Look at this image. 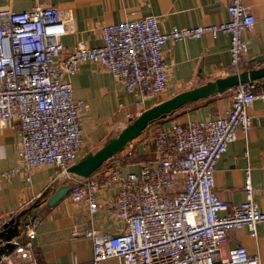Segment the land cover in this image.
Here are the masks:
<instances>
[{"label": "built area", "instance_id": "built-area-1", "mask_svg": "<svg viewBox=\"0 0 264 264\" xmlns=\"http://www.w3.org/2000/svg\"><path fill=\"white\" fill-rule=\"evenodd\" d=\"M227 11L229 17L219 22L169 29H162L156 14L125 18L101 26L100 45L80 40L68 49L61 37L73 29L69 9L53 4L21 10L1 7L0 128L17 122L18 155L27 177L38 166L55 165L70 176L68 167L82 157L83 117L72 77L84 61L106 67L128 92L143 100L167 87V41L227 33L231 67L240 73L249 47L245 32L256 18L244 0H230ZM257 87L256 80L237 84L224 114L159 127L149 156L132 160L131 148L70 186V198L86 201L91 211L100 204L99 190L117 187L103 201L123 222L119 231L78 224L71 229L73 236L93 240L92 264L111 256L127 264H262L260 256L243 244L226 253L222 248L229 229L246 227L254 233L264 221V209L253 197L250 169L245 175L246 199L231 209L215 191L214 174L238 129L252 127L250 103L261 97L264 108V84L260 92ZM140 112L137 107L135 114ZM134 164L137 169L125 170ZM37 222V216L25 220L29 244ZM31 264L56 263L41 259Z\"/></svg>", "mask_w": 264, "mask_h": 264}, {"label": "crops", "instance_id": "crops-1", "mask_svg": "<svg viewBox=\"0 0 264 264\" xmlns=\"http://www.w3.org/2000/svg\"><path fill=\"white\" fill-rule=\"evenodd\" d=\"M229 1L0 0V8L21 10L53 4L69 9L73 29L65 33L61 40L68 49H72L80 40H85L91 46L100 45L103 42L101 26L125 18L156 14L162 29H169L174 25L192 26L219 22L229 17ZM244 2L250 5L256 22L251 30L245 32L249 47L242 70L264 65V60L258 59L264 56V0ZM229 47L230 36L227 33H220L217 37L204 34L199 38L167 41L164 46L167 87L162 93L143 100L139 94L128 92L106 67L91 60L80 63L72 82L74 98L80 103L83 117L82 157L89 151L98 149L133 116H137V107L143 111L181 91L234 73ZM257 82L256 91L260 92L264 77ZM234 89L235 87L228 88L187 102L159 117L153 125L158 130L173 122L222 115L232 105ZM138 100L141 101L140 104H136ZM248 111L253 117L252 127L249 131L238 129L236 139L229 143L227 150L218 159L214 172L215 191L229 203L230 209L246 199L245 175L248 168L254 187V200L264 209V108L261 97H256L250 103ZM19 140L16 121L0 128V230L11 217L31 207L25 217H21L20 233L13 237V241L17 237L21 241L8 249L9 254L2 258L4 264H31L34 260L41 259L51 260L56 264H92L93 240L75 237L71 229L78 224L108 233L119 231L123 222L108 211L103 201L108 194L117 191V187L98 191L100 204L96 211H91L86 201L72 200L69 190L62 199L50 204L48 197L58 187L66 184L71 186L81 175L70 172L68 176V173L55 165L38 166L28 178L18 155ZM147 141L146 139L137 144L143 154H146L144 144ZM110 158L108 161L113 160ZM12 168L16 169L15 173L10 172ZM135 168H138L137 164L127 165L125 170ZM33 216L38 217V222L36 236L29 244L25 220ZM228 233V240L222 247L225 253L230 247L243 244L251 254L259 255L264 264V221L258 223L254 233L246 227L231 228ZM101 264L127 263L119 256H111Z\"/></svg>", "mask_w": 264, "mask_h": 264}, {"label": "water", "instance_id": "water-1", "mask_svg": "<svg viewBox=\"0 0 264 264\" xmlns=\"http://www.w3.org/2000/svg\"><path fill=\"white\" fill-rule=\"evenodd\" d=\"M258 59L264 60V56H260ZM262 77H264V65L257 68L242 70L240 73H231L224 77H218L213 81L201 84L192 89L181 91L168 99L154 104L141 111L132 121L126 124L117 135L110 138L98 149L89 151L78 161L69 166L68 171L81 176H89L106 160L122 149L129 140L143 131L153 120L165 116L167 113L174 111L187 102L235 87L241 82L256 80ZM69 188L70 186L68 184L58 187L48 197V202L54 204L62 199L67 194ZM30 208L31 207L23 209L3 224L0 230V264H4L2 258L9 254L8 249L12 246H16L17 243L13 241V237L18 236L20 233L21 216L25 212H28ZM16 239L18 241L21 240L19 237Z\"/></svg>", "mask_w": 264, "mask_h": 264}, {"label": "rangeland", "instance_id": "rangeland-1", "mask_svg": "<svg viewBox=\"0 0 264 264\" xmlns=\"http://www.w3.org/2000/svg\"><path fill=\"white\" fill-rule=\"evenodd\" d=\"M136 116H133L132 118H131V120L130 121H132L134 118H135ZM129 121V122H130ZM128 122V123H129ZM127 123V124H128ZM126 125V124H125ZM124 125V126H125ZM123 126V127H124ZM122 127V128H123ZM121 128V129H122ZM121 129H120V131H121ZM119 129L117 130V132H116V134L115 135H117L119 132ZM155 133H157V126H155V125H153V124H151V125H149V126H147L143 131H141L137 136H135V137H133L131 140H129L128 142H127V144L122 148V149H120L119 151H117L113 156H112V158H110V159H117V158H120L121 156H123L129 149H131V148H133V145L135 144H138V143H140V142H142V141H145L146 139L148 140L147 141V143H145L144 145L146 146V148H147V150H151L152 149V145H151V143H152V141H153V138H152V136H154L155 135ZM142 134V135H141ZM114 135V136H115ZM141 135V136H140ZM113 137V136H112ZM111 137V138H112ZM109 140V138L106 140V141H108ZM150 150L148 151V152H150ZM146 157L147 156H149V154L147 155H145ZM114 157V158H113ZM145 158V157H144ZM111 161V160H110ZM136 169V168H135Z\"/></svg>", "mask_w": 264, "mask_h": 264}, {"label": "trees", "instance_id": "trees-1", "mask_svg": "<svg viewBox=\"0 0 264 264\" xmlns=\"http://www.w3.org/2000/svg\"><path fill=\"white\" fill-rule=\"evenodd\" d=\"M256 81H258V79H256ZM157 120H158V118L155 119V120H153L152 122H150L149 125L153 124V123L156 122ZM146 154L148 155V154H150V152H146ZM146 154H143V153L140 151L138 145H137V144H136V145L134 144V145H133V151H132V154L130 155V158H131L132 160H141V159H143L144 157H146V156H145ZM106 162H107V161H105L103 164H105ZM103 164H102L100 167H102ZM100 167H99V168H100ZM99 168H97L95 171H97ZM95 171H94V172H95ZM44 193H46V191H45ZM26 213H27V212H25L21 217H22V218L25 217ZM17 214H18V213H17ZM17 214H16V215H17Z\"/></svg>", "mask_w": 264, "mask_h": 264}]
</instances>
